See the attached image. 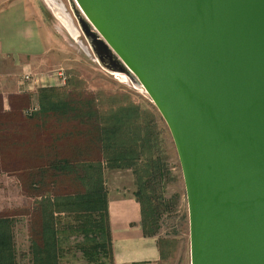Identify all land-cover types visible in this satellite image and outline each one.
Here are the masks:
<instances>
[{
    "label": "water",
    "instance_id": "obj_1",
    "mask_svg": "<svg viewBox=\"0 0 264 264\" xmlns=\"http://www.w3.org/2000/svg\"><path fill=\"white\" fill-rule=\"evenodd\" d=\"M71 3L100 66L144 90L170 130L191 264H264V0Z\"/></svg>",
    "mask_w": 264,
    "mask_h": 264
},
{
    "label": "rangeland",
    "instance_id": "obj_2",
    "mask_svg": "<svg viewBox=\"0 0 264 264\" xmlns=\"http://www.w3.org/2000/svg\"><path fill=\"white\" fill-rule=\"evenodd\" d=\"M27 1L29 11L39 22L46 51L42 57L25 59L30 65L28 80H24V59L15 62L14 59L0 60V96L4 108L9 110L11 97L25 92H32L31 106L37 105L38 90L50 87L52 76L60 71L65 72L67 77L66 86L57 87L60 93L97 98L95 102H98L102 114H108L121 105H136L139 108L137 125L131 123L127 134L130 133L128 136L131 139L138 136L142 139L137 167L125 170L105 168V185L114 194L122 193L117 186L130 187V194L137 199V195L142 193L141 181L147 182L146 179L140 180L147 165L152 160L159 162L158 172L162 177L152 182L146 191L148 197L153 198V203L160 207L157 238L163 253L159 264H191L189 210L183 173L172 135L158 109L146 92L136 87L128 76L123 75L126 80L121 79L116 73L100 66L81 32L71 0ZM64 15L69 17L77 30L75 35L66 26ZM53 80L57 84V80ZM58 121L55 117L44 120V124L52 129L45 127L39 131L36 124L29 126V122L25 121V112L22 116L18 110L13 116L0 120V216L14 221L18 264H33L29 225L39 212L38 199L43 195L61 193L67 188L48 186L32 193L26 190L21 176L15 171L22 168L20 161L27 159L38 146H49L57 141L63 143L61 139L64 135L61 133L65 130V122L59 124ZM57 124L59 128L54 130ZM73 124L72 119L68 121V125ZM82 128L85 126L80 130ZM58 131H61L60 134ZM59 136L62 138H57ZM12 144L17 145L9 150ZM9 169H14V173ZM78 216L65 213L59 217L60 264H113L110 252L108 254L104 249L99 252L91 250L90 255L94 259L85 254L86 246L92 247L96 242L103 241L91 234L86 235Z\"/></svg>",
    "mask_w": 264,
    "mask_h": 264
},
{
    "label": "trees",
    "instance_id": "obj_3",
    "mask_svg": "<svg viewBox=\"0 0 264 264\" xmlns=\"http://www.w3.org/2000/svg\"><path fill=\"white\" fill-rule=\"evenodd\" d=\"M37 95L38 104L32 106L30 93L11 97L9 110L4 108V101L0 96V120L13 116L14 111L18 110L22 116L25 112V121L29 122V126L36 124L39 131H43L45 127L52 129L44 124V120L51 117L58 118L59 124L65 122V130L61 133L63 138L57 137L62 138V144L57 141L49 146H38L27 159L19 160L22 168L15 171L21 176L26 190L32 193L48 186H54V189L59 186L67 188L61 193L43 195L38 199L39 212L29 225L33 264H60L57 227L59 217L65 213L79 215L77 218L81 221L83 232L103 241L96 242L92 247L86 246L88 248L84 250L85 254L94 259L90 251L99 252L104 249L113 258L104 170L107 167L120 170L137 167L141 147L139 143L142 139L139 136L131 139L127 129L131 123L137 125L139 108L136 105H121L108 114H102L98 102H95L97 98L88 99L82 94L77 97L74 94H62L57 87L41 88ZM71 119L75 124L68 125ZM59 124L54 130H58ZM82 126L85 128L80 130ZM67 128L70 130L67 131ZM60 132L58 131L59 134ZM17 144H12L8 147L9 150ZM160 165L154 160L147 165L144 176L140 179H146L147 182L141 181L142 193L137 195L144 234L148 237H157L159 231L157 215L160 207L153 203V198L148 197L146 191L152 182L162 177L158 172ZM8 171L13 172L14 169ZM161 252L163 253L162 249ZM0 264H18L14 221L2 216Z\"/></svg>",
    "mask_w": 264,
    "mask_h": 264
},
{
    "label": "crops",
    "instance_id": "obj_4",
    "mask_svg": "<svg viewBox=\"0 0 264 264\" xmlns=\"http://www.w3.org/2000/svg\"><path fill=\"white\" fill-rule=\"evenodd\" d=\"M45 51L39 22L29 11L28 1L0 0V60L22 58L23 72L29 73L25 59L42 57ZM107 188L113 264H159L162 252L158 238L144 234L141 205L130 194V187L129 191L117 186L122 192L117 194Z\"/></svg>",
    "mask_w": 264,
    "mask_h": 264
},
{
    "label": "built area",
    "instance_id": "obj_5",
    "mask_svg": "<svg viewBox=\"0 0 264 264\" xmlns=\"http://www.w3.org/2000/svg\"><path fill=\"white\" fill-rule=\"evenodd\" d=\"M53 78L54 79H56L57 80V84L54 82V80H53ZM28 79H30V76H29V73L27 74H25V78H24V80H28ZM43 79V78H42ZM42 79L40 80V83L42 84ZM51 83L53 82V84H51V86L50 87H63V86H66V84H67V77H66V74H65V72H62V71H60V72H58V73H55L53 76H52V78H51ZM38 82V81H37ZM44 85H42V87H43Z\"/></svg>",
    "mask_w": 264,
    "mask_h": 264
},
{
    "label": "bare ground",
    "instance_id": "obj_6",
    "mask_svg": "<svg viewBox=\"0 0 264 264\" xmlns=\"http://www.w3.org/2000/svg\"><path fill=\"white\" fill-rule=\"evenodd\" d=\"M69 28V27H68ZM70 29V28H69ZM71 31V30H70ZM72 33L75 35V33L72 31ZM121 79L126 80V77H121Z\"/></svg>",
    "mask_w": 264,
    "mask_h": 264
}]
</instances>
